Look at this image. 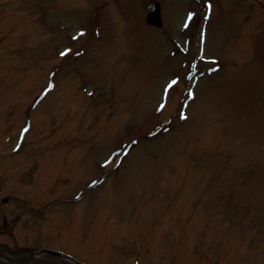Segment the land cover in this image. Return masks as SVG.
<instances>
[{"label": "rangeland", "instance_id": "obj_1", "mask_svg": "<svg viewBox=\"0 0 264 264\" xmlns=\"http://www.w3.org/2000/svg\"><path fill=\"white\" fill-rule=\"evenodd\" d=\"M149 1L0 0L11 258L264 264V0Z\"/></svg>", "mask_w": 264, "mask_h": 264}, {"label": "flooded vegetation", "instance_id": "obj_2", "mask_svg": "<svg viewBox=\"0 0 264 264\" xmlns=\"http://www.w3.org/2000/svg\"><path fill=\"white\" fill-rule=\"evenodd\" d=\"M15 219L12 217H10L8 214L5 215V217L3 218V222H0V230L1 232H9V234L11 233V229L13 228V226H15ZM21 251V250H20ZM29 251L31 252L29 254V256H25V255H20L19 251L16 250V255L11 258V256L9 255L8 251H0V264H35L37 262V259H39L41 256H37L36 260H34L33 262H28V260L34 255L33 253H37L38 248H31V250L29 249ZM4 254V256H2ZM13 260L15 263L12 262ZM21 262V263H18ZM28 262V263H27Z\"/></svg>", "mask_w": 264, "mask_h": 264}, {"label": "water", "instance_id": "obj_3", "mask_svg": "<svg viewBox=\"0 0 264 264\" xmlns=\"http://www.w3.org/2000/svg\"><path fill=\"white\" fill-rule=\"evenodd\" d=\"M148 9H149V17L148 21L151 24L157 25V26H162L163 21H162V16H161V7L160 3L156 0H152L148 4ZM49 253H55L57 254L58 252H54L52 250H47Z\"/></svg>", "mask_w": 264, "mask_h": 264}, {"label": "snow or ice", "instance_id": "obj_4", "mask_svg": "<svg viewBox=\"0 0 264 264\" xmlns=\"http://www.w3.org/2000/svg\"><path fill=\"white\" fill-rule=\"evenodd\" d=\"M209 8H211V3L209 2ZM195 15V13H191L190 14V18L192 17V16H194ZM185 27H187V25H185ZM68 51H70V50H68ZM67 54V52H65V53H61V55H66ZM179 83H180V77L178 76V75H176L173 79H171L170 80V82L168 83V85H167V90H171V89H173L175 86H178L179 85ZM192 95L194 96L195 95V93H192ZM165 105H161V108H163ZM183 118L184 119H187V115L186 114H184V116H183ZM25 131H27V129H25Z\"/></svg>", "mask_w": 264, "mask_h": 264}]
</instances>
